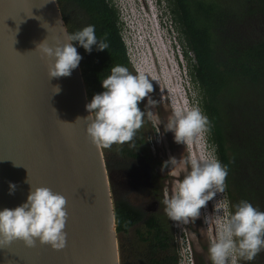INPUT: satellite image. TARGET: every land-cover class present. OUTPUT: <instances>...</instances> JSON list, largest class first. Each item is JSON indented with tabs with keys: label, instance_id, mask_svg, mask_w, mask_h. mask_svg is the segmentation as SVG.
Masks as SVG:
<instances>
[{
	"label": "water",
	"instance_id": "1",
	"mask_svg": "<svg viewBox=\"0 0 264 264\" xmlns=\"http://www.w3.org/2000/svg\"><path fill=\"white\" fill-rule=\"evenodd\" d=\"M65 30L56 0H0V208L23 202L29 184L67 201L64 248L14 240L0 247V264H120L102 146L87 136L86 121L76 120L88 115L80 66L50 79V58L35 49L45 39L63 42Z\"/></svg>",
	"mask_w": 264,
	"mask_h": 264
},
{
	"label": "trees",
	"instance_id": "2",
	"mask_svg": "<svg viewBox=\"0 0 264 264\" xmlns=\"http://www.w3.org/2000/svg\"><path fill=\"white\" fill-rule=\"evenodd\" d=\"M56 1L68 32L93 24L98 39L109 44L86 52L73 42L82 56L79 66L89 101L102 91L100 80L111 67L123 65L132 72L120 12L112 0ZM166 6L189 61L200 109L209 120L208 141L228 168L229 212L242 199L264 211V0H166ZM142 139L139 129L120 148L122 154L137 156ZM110 183L113 189L111 178ZM114 218L118 233L142 223L137 231L145 244L142 264H179L168 224L159 216L146 217L128 201L114 199ZM121 264H126L123 258ZM239 264H264V251Z\"/></svg>",
	"mask_w": 264,
	"mask_h": 264
},
{
	"label": "clouds",
	"instance_id": "3",
	"mask_svg": "<svg viewBox=\"0 0 264 264\" xmlns=\"http://www.w3.org/2000/svg\"><path fill=\"white\" fill-rule=\"evenodd\" d=\"M153 1L160 10L163 6L167 10L163 0ZM151 4L152 0H147L149 10ZM158 13L162 18L167 12ZM63 36V42L56 40L49 44L45 39L36 44L35 49L50 58L47 69L50 79L70 76L79 66L82 56L73 42L86 52H91L94 46L96 50L109 47L106 38L98 39L93 24L74 32L65 30ZM133 66L136 73L123 65L111 67L110 73L100 80L102 91L94 93L85 104L88 115L76 118L86 121L85 132L93 144L110 148L113 144L130 142L143 126L145 116H152V109L158 100L151 95L154 90L149 78L151 75L147 69L143 70L139 62L133 63ZM53 89V93L60 91L59 85H54ZM142 101L143 108L139 106ZM161 124L165 132L173 134L175 143L186 145L196 135L208 131L209 120L197 105L187 109L176 108L166 123L157 122V133ZM165 169L173 174L183 173L175 191L162 201L164 213L173 221L194 222L201 216V209L206 207L207 202L225 191L228 168L214 155L199 158L169 155L161 163V171ZM29 185L30 190L23 202L12 208H0V247L22 240L26 247H33L39 242L57 250L64 248L67 235L66 197L47 186ZM15 189L16 184L9 181V194ZM232 208L234 211L228 212L216 238L209 244L211 264H238V260L250 262L264 251V211L244 199ZM225 210V205L220 202L214 207L218 214Z\"/></svg>",
	"mask_w": 264,
	"mask_h": 264
},
{
	"label": "rangeland",
	"instance_id": "4",
	"mask_svg": "<svg viewBox=\"0 0 264 264\" xmlns=\"http://www.w3.org/2000/svg\"><path fill=\"white\" fill-rule=\"evenodd\" d=\"M112 1L118 7L123 23V40L127 47L131 71L137 72L133 63L139 62L143 70L147 69L145 66H149L151 76L156 79V83L159 81V71L166 76V89L165 84L163 89L153 80L151 81L154 89L151 95L158 100V104L152 109L151 117L145 116V122L140 128L143 151L136 150L137 156L131 157L122 154L120 148L124 143L113 144L110 148L101 145L105 162L110 167L113 202L114 199L126 200L131 205L146 210V205L153 200L152 188H157L160 192L159 203L155 210L152 208L149 211L154 212L168 224L173 244L179 254V264H196L197 261L199 264H211L208 254L209 244L216 238L220 224L229 212L226 190L222 194L218 193L214 200L208 201L206 207L201 209V216L194 222L190 220L184 223L169 219L164 213L162 203L166 195L175 191L177 182L183 176L182 172L173 174L167 169L161 171L163 160L169 155L177 158L185 155L197 158L209 154L215 156L207 132L196 135L186 145L175 143L173 134L165 132L162 124L159 126L160 132L157 133L159 131L157 122L166 123L176 108L187 109L199 105V92L189 73V61L183 54L180 35L175 26L170 24L169 13L165 10V6L160 10L152 0L149 10L147 0ZM163 2L166 4V0ZM158 12L167 13L160 18ZM164 55L167 57L165 58ZM171 72L174 77L170 78ZM139 106L143 108L144 101ZM179 167L178 164L177 169ZM138 174L141 175L140 179ZM143 174L144 177L145 174H150L148 180L152 182L153 187L139 183L145 179ZM218 202L223 203L226 208L219 214L214 211ZM141 228L143 229L140 222L130 226L126 231L117 232L120 264L122 258L126 264H142L145 260V244L139 241L137 235V231H141Z\"/></svg>",
	"mask_w": 264,
	"mask_h": 264
},
{
	"label": "flooded vegetation",
	"instance_id": "5",
	"mask_svg": "<svg viewBox=\"0 0 264 264\" xmlns=\"http://www.w3.org/2000/svg\"><path fill=\"white\" fill-rule=\"evenodd\" d=\"M143 177H144V174H143ZM148 177H150V174H145V179H144V181H139V183L141 184V183H145V184H148L149 186H151V187H153L152 185L153 184H151L152 182H149V180H148ZM141 178V175H139L138 174V179H140ZM152 194H153V200H152V202H150V203H148L147 205H146V210H142V209H139V208H137L136 206H134V205H132V206H134L136 209H138L139 211H143L144 212V214H145V216L147 217L148 216V214H154V212H151V211H149L150 209H152V208H156L157 207V205H158V203H159V200H160V192H158V189L156 188V189H153L152 188ZM155 203H156V205H155ZM131 204V203H130ZM144 209V208H143ZM134 225H136V224H134ZM133 225V226H134Z\"/></svg>",
	"mask_w": 264,
	"mask_h": 264
},
{
	"label": "bare ground",
	"instance_id": "6",
	"mask_svg": "<svg viewBox=\"0 0 264 264\" xmlns=\"http://www.w3.org/2000/svg\"><path fill=\"white\" fill-rule=\"evenodd\" d=\"M164 57L166 58L167 56L166 55H164ZM145 68H147V72H149V74L151 75V71H150V68H149V66L147 67V66H145ZM159 70V69H158ZM156 73L154 72V75H155ZM174 74L171 72V74H170V78L173 76ZM158 80L160 81V83H159V81H158V83H156L155 82V80H154V78L152 77V76H150L149 78H151V80H153L155 83H156V85L158 86V87H160L161 86V88H163L164 89V84H165V89H166V82H165V75L164 74H161L160 73V71H159V75H158ZM174 77V76H173ZM173 81V80H172ZM173 90V89H172Z\"/></svg>",
	"mask_w": 264,
	"mask_h": 264
},
{
	"label": "built area",
	"instance_id": "7",
	"mask_svg": "<svg viewBox=\"0 0 264 264\" xmlns=\"http://www.w3.org/2000/svg\"><path fill=\"white\" fill-rule=\"evenodd\" d=\"M187 255V254H186ZM179 260H180V258H179Z\"/></svg>",
	"mask_w": 264,
	"mask_h": 264
},
{
	"label": "snow or ice",
	"instance_id": "8",
	"mask_svg": "<svg viewBox=\"0 0 264 264\" xmlns=\"http://www.w3.org/2000/svg\"><path fill=\"white\" fill-rule=\"evenodd\" d=\"M32 14V13H31Z\"/></svg>",
	"mask_w": 264,
	"mask_h": 264
}]
</instances>
